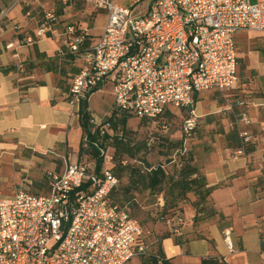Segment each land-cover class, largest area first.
I'll return each instance as SVG.
<instances>
[{
  "label": "built area",
  "instance_id": "built-area-1",
  "mask_svg": "<svg viewBox=\"0 0 264 264\" xmlns=\"http://www.w3.org/2000/svg\"><path fill=\"white\" fill-rule=\"evenodd\" d=\"M19 1L0 10V21ZM74 1L56 0L62 7ZM80 2L90 15L103 14L106 22L93 40L76 24H68L59 35V56L80 60L66 93L72 114L80 117V104L88 102L95 89L109 85L112 107L99 122L91 118L90 123L100 126L114 113L165 129L180 115L184 143L200 119L199 94L229 92L237 86L236 36L264 34V0H151L142 10L137 9L139 1L129 6L118 0ZM57 19L53 12H44L35 37L52 34ZM17 70L24 68L19 65ZM242 121L244 130L232 159L251 154L247 151L256 142L248 129L252 122L245 116ZM105 134L134 146L133 135H125L121 126L114 131L108 123L101 125L99 138ZM87 146L84 142V149ZM109 149H100L103 165L98 172L86 154L80 157L83 161L64 159L60 172L45 174L44 194L20 190L13 197H0V264H131L149 255L140 224L127 208L112 202L119 179ZM171 220L172 225L166 223L178 234L184 220ZM223 235L233 253L231 229Z\"/></svg>",
  "mask_w": 264,
  "mask_h": 264
},
{
  "label": "crops",
  "instance_id": "crops-1",
  "mask_svg": "<svg viewBox=\"0 0 264 264\" xmlns=\"http://www.w3.org/2000/svg\"><path fill=\"white\" fill-rule=\"evenodd\" d=\"M15 1L0 0V10L9 9ZM136 1L139 0L131 3ZM71 7L72 4L62 7L55 0H22L0 21V197L10 198L19 190H29L33 180H39L45 171L60 172L64 159L68 163L76 161L82 140L79 117L72 114L66 98L68 89L58 85L62 77L44 69L50 61H55L56 65L62 62L58 54L59 35L68 24H75L71 20L76 13L71 12ZM44 12H53L58 19L53 33L38 39L35 31ZM85 13L90 15V10L86 8ZM93 15L90 28L94 27L97 16H104ZM79 16L82 17L80 13ZM74 21L84 24L78 17ZM105 22L106 18L95 36L90 34V28H81L93 40L101 34ZM29 38L33 41L31 44L26 43ZM37 53L45 58L37 60ZM258 58L254 55L253 62L262 74L264 65L258 63ZM73 63L78 71L80 60ZM19 65L24 68L23 72L17 70ZM28 65L31 68L25 70ZM66 75L69 84L71 74ZM105 87L110 86H104L88 99V111L96 122L112 107V103L103 104L102 116L90 107L91 99L102 95ZM109 91L113 97L111 87ZM262 142L245 159H232L234 148L220 145L207 152L198 163L197 173L203 176L204 189L208 192L206 201L214 215L195 223L193 200L181 205L185 222L179 227V233L174 235L170 230L160 242L165 257L172 264H201V260L208 257L225 264H264V140ZM71 156L74 157L72 162ZM252 163L257 166V175H252ZM226 229H231L233 253L228 252L224 242Z\"/></svg>",
  "mask_w": 264,
  "mask_h": 264
},
{
  "label": "rangeland",
  "instance_id": "rangeland-1",
  "mask_svg": "<svg viewBox=\"0 0 264 264\" xmlns=\"http://www.w3.org/2000/svg\"><path fill=\"white\" fill-rule=\"evenodd\" d=\"M133 1L118 0V3L121 6H129ZM139 1L137 9L142 10L148 4V0ZM250 2L253 3L254 0ZM85 10L86 7L80 0L74 1L71 12L76 15L73 16L71 22L76 26L90 28L94 15H88ZM83 15H86V18ZM77 17L81 18L84 24L74 21ZM104 21V16H97L94 27L89 30L90 34L94 36L99 34ZM242 36H237L238 42H241L235 45L239 75L237 86L229 92L199 94L197 115L200 119L190 140L186 143L181 140L180 115L172 117L165 129L162 124L146 123L131 118L127 122V129L132 132L134 142L131 151L126 155L114 157V150L112 148L108 150V154L113 156L112 171L119 179L118 189L111 197L112 202L119 207L127 208L131 216L140 224L144 231V243L149 254L156 252L161 238L170 234L171 228L166 223L167 220H170L172 225L171 219L181 216V205L186 204L190 199L193 200L192 206L195 207L197 215L195 223L214 215L206 201L207 194L204 188L196 187L191 192H182L173 186V183L180 178L183 165L188 164L197 168L198 163L203 161L204 155L220 145L235 149L239 145V135L244 130L242 121L244 116L252 122L248 129L252 137L256 138L254 150L263 143L264 68L261 66L263 69L261 74L253 61L255 55L259 57L257 61L262 65L264 37L252 32L244 33ZM66 62L68 64L60 65L64 71V76L60 79L62 89L69 88L66 80L69 77L65 74L70 72V69H75L73 62ZM109 89L110 87H105L102 95L91 99L90 107L99 116H102L104 112L103 104L108 106L113 103V97L108 94ZM260 135L263 136L259 137ZM249 156L250 154L246 157ZM73 158L71 156L69 160L72 162ZM76 160L83 161L84 158L76 157ZM155 168L163 171L164 179L158 187L151 189L147 187L146 176L151 169ZM252 169V175H257V166L253 163ZM46 172L39 180H33L31 186H28L29 190L25 191L44 194ZM198 175L202 180L203 176L200 173ZM140 262L141 259L133 260L131 264H140Z\"/></svg>",
  "mask_w": 264,
  "mask_h": 264
},
{
  "label": "trees",
  "instance_id": "trees-1",
  "mask_svg": "<svg viewBox=\"0 0 264 264\" xmlns=\"http://www.w3.org/2000/svg\"><path fill=\"white\" fill-rule=\"evenodd\" d=\"M36 59H44V55H39L37 53ZM57 60V59H55ZM62 60V62H61ZM75 59L73 57L67 56L64 58L59 59L61 62L59 65L55 64V61H50L45 64L44 69L46 71H51L54 73L59 74L60 76H64V71L60 65L68 64L66 61H70L72 63ZM31 65H28L25 70L30 69ZM70 78L75 75L78 71L76 69H70ZM77 71V72H76ZM67 74V73H66ZM65 74V76H66ZM59 87L62 88L60 81L58 83ZM67 90V89H64ZM98 89H95L92 91V94L95 93ZM79 122H80V128L82 131V140L79 146V150L77 152V157L80 158L82 155H88L90 159H93L96 163V170L97 172L101 169L103 165V158L100 156V149L105 150L107 147L112 148L114 150V157L120 156V155H126L128 154L133 147H131L129 144L123 143L122 141L118 140L115 137L109 138L108 135H104L102 139L99 138V127L101 125H105L106 123L110 124V128L112 130H116L117 126H121L122 132L125 135H132V132L129 131L126 127L128 117H116V115L113 113L109 119L104 120L100 126H95L92 123H90L91 115L88 111V102L83 101L80 104V112H79ZM110 139V141H109ZM84 142L88 145V150L84 149L83 145ZM247 152H254V147L248 149ZM147 178V187L154 189L158 187L162 179H164V173L160 168L151 169L149 173L146 176ZM45 184V179H44ZM173 186L175 188H178L182 192H191L196 187L204 188V184L202 180L200 179V176L197 173V169L195 167H192L188 164L183 165L181 171H180V178L173 183ZM116 193V192H115ZM206 194L208 192L206 191ZM114 203V202H113ZM115 204V203H114ZM167 235L163 236L162 238H166ZM140 264H172L169 259H167L162 251L161 246L159 245L156 252L150 253L149 255L142 257ZM201 264H225L222 260L217 258H204L201 260Z\"/></svg>",
  "mask_w": 264,
  "mask_h": 264
}]
</instances>
